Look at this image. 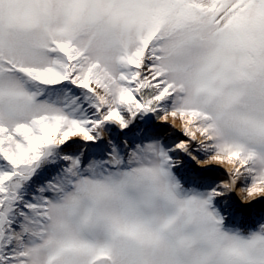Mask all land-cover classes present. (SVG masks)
Returning a JSON list of instances; mask_svg holds the SVG:
<instances>
[{
  "label": "snow or ice",
  "instance_id": "1",
  "mask_svg": "<svg viewBox=\"0 0 264 264\" xmlns=\"http://www.w3.org/2000/svg\"><path fill=\"white\" fill-rule=\"evenodd\" d=\"M149 114L185 139L165 148L171 131L135 124ZM107 126L138 141L124 170ZM76 141L111 148L107 167L84 176ZM194 151L233 169L207 198L183 196L211 240L213 198L264 190V0H0V264H212L169 212V153ZM241 249L264 264V228Z\"/></svg>",
  "mask_w": 264,
  "mask_h": 264
},
{
  "label": "rangeland",
  "instance_id": "2",
  "mask_svg": "<svg viewBox=\"0 0 264 264\" xmlns=\"http://www.w3.org/2000/svg\"><path fill=\"white\" fill-rule=\"evenodd\" d=\"M136 125H144L148 127H157L161 132L171 131L169 136L162 144L167 147L169 143L174 140L185 139L175 130L168 129L167 125L157 124L153 115H145L135 121ZM132 126L130 125V128ZM106 136L104 142L111 140L116 148V155L121 159L122 163L120 170L127 167V151L135 147L138 142L135 136H131L129 130L123 133L114 126L106 127ZM123 137V139H122ZM77 145H82V142L76 141ZM76 144H69L65 151L74 152L77 148ZM127 144V148L124 145ZM101 142L97 145L83 146V150L87 153L85 163L81 165V172L84 176L89 173L84 171L87 161H96L107 167L108 157L112 154L111 148L100 146ZM79 155V153H77ZM193 155L196 160L207 159L206 153L194 151ZM172 165L169 170L181 187L180 195L183 196H197L199 198H207L208 194L216 189L217 185L227 181L228 177L224 167L208 166L197 168L196 164L188 156L173 157L169 153ZM112 170V169H110ZM103 168L98 172H102ZM60 173V165L53 168L46 169L43 173L42 179H50L53 175ZM248 181L240 182L236 185V189H241L248 185ZM218 190V189H217ZM209 211L214 212L222 221L221 227L225 231L239 230L243 233L255 232L259 226L264 225V198L256 199L248 204H242L235 194V191L225 193L221 196L215 197L211 200Z\"/></svg>",
  "mask_w": 264,
  "mask_h": 264
},
{
  "label": "clouds",
  "instance_id": "3",
  "mask_svg": "<svg viewBox=\"0 0 264 264\" xmlns=\"http://www.w3.org/2000/svg\"><path fill=\"white\" fill-rule=\"evenodd\" d=\"M157 123L166 122L176 129L181 131V124L176 119H162L157 118ZM197 142H200V137H195ZM197 167H207L209 165L216 167H224L226 172H232L233 169L227 164H217L213 157H208L204 161L196 160L192 158ZM155 164V161L153 162ZM235 194L242 204H248L256 199L264 198V190L256 192L252 195H248L244 189H235ZM169 212L176 215V221L174 228L183 230V232L196 233L197 240L189 249L190 254L198 253L202 248H207L210 253V259L212 264H244V253L241 249L242 243L251 238L253 233L259 232L264 228V225L258 227L255 232L243 233L239 230L225 231L220 226L219 233L214 239H207L201 234L204 231V225L201 223L200 214L197 206H193L191 210L184 208L183 197H180L177 203L169 209ZM51 223L55 224L61 216L58 213H52ZM179 234V233H177ZM252 254H258V249L251 250Z\"/></svg>",
  "mask_w": 264,
  "mask_h": 264
},
{
  "label": "bare ground",
  "instance_id": "4",
  "mask_svg": "<svg viewBox=\"0 0 264 264\" xmlns=\"http://www.w3.org/2000/svg\"><path fill=\"white\" fill-rule=\"evenodd\" d=\"M157 123V122H156ZM157 124H159V123H157ZM192 162L194 163V161L192 160ZM197 166V165H196ZM197 168H201V167H197ZM239 200V199H238ZM240 201V200H239Z\"/></svg>",
  "mask_w": 264,
  "mask_h": 264
}]
</instances>
